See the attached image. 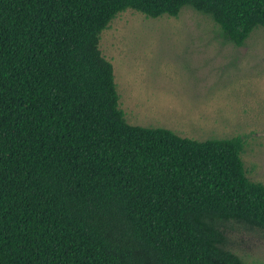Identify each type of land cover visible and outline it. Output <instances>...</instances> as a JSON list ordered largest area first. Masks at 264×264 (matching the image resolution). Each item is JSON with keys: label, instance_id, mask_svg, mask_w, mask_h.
I'll return each instance as SVG.
<instances>
[{"label": "trees", "instance_id": "16d2710c", "mask_svg": "<svg viewBox=\"0 0 264 264\" xmlns=\"http://www.w3.org/2000/svg\"><path fill=\"white\" fill-rule=\"evenodd\" d=\"M189 7L243 47L264 0H0V264H245L232 223L264 231L241 136L128 123L102 33L128 10Z\"/></svg>", "mask_w": 264, "mask_h": 264}, {"label": "rangeland", "instance_id": "374dc122", "mask_svg": "<svg viewBox=\"0 0 264 264\" xmlns=\"http://www.w3.org/2000/svg\"><path fill=\"white\" fill-rule=\"evenodd\" d=\"M100 49L128 123L197 141L241 136L248 176L264 184V28L236 47L189 7L158 19L128 10L102 33ZM229 226L230 249L264 264V231Z\"/></svg>", "mask_w": 264, "mask_h": 264}]
</instances>
